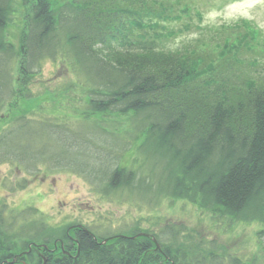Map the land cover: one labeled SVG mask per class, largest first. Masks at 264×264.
I'll return each instance as SVG.
<instances>
[{
	"label": "trees",
	"instance_id": "obj_1",
	"mask_svg": "<svg viewBox=\"0 0 264 264\" xmlns=\"http://www.w3.org/2000/svg\"><path fill=\"white\" fill-rule=\"evenodd\" d=\"M175 2L184 1L69 0L55 7L51 0H0V119L17 95L14 71L19 58L25 101L34 97L31 85L43 63L60 57L75 65L86 98L80 119L15 118L0 133V165L18 164L28 175L38 174L42 166L52 172L67 170L105 185L106 192L129 189L140 195L144 161L139 170L123 163L132 149L124 137L130 135L135 147L142 140L137 150L143 159L145 152L148 158L151 152L160 154L162 196L187 200L215 217L264 224V77L233 71L232 63L223 64L227 56L201 58L193 41L174 42L185 34L186 15L195 11L184 2L177 19L169 22L166 15L178 11ZM18 9L25 13L27 26L16 47L7 30ZM116 115L129 117V131L121 136L101 119ZM3 225L0 218V264L11 258L16 249L11 242L18 239ZM26 229L29 224L20 233ZM73 232L78 244L73 249L68 245V254L61 247L44 249L43 259L30 253L7 264L228 261L219 253L203 256L175 249L179 238L173 244L163 233L157 236V250L149 237L100 244L84 230ZM229 261L243 264L236 257Z\"/></svg>",
	"mask_w": 264,
	"mask_h": 264
},
{
	"label": "rangeland",
	"instance_id": "obj_2",
	"mask_svg": "<svg viewBox=\"0 0 264 264\" xmlns=\"http://www.w3.org/2000/svg\"><path fill=\"white\" fill-rule=\"evenodd\" d=\"M68 1L51 0L55 7ZM159 1L165 5L178 0ZM179 1L194 6L195 11L192 16L186 15L189 25L183 28L185 34L175 38L174 42L193 41V47L201 51V58L203 55L208 58L227 56L223 64L232 63L233 71L241 69L251 78L258 75L264 77V0ZM184 2H175L178 11L166 15L169 22L177 19L176 14L179 15V10L185 8ZM26 26L25 13L18 9L7 30L9 42L19 47ZM242 57L245 61L236 60ZM252 59L253 62L250 61ZM21 60L19 58L14 71L17 95L3 110L0 133L21 115L39 118L56 116L70 120L82 118L85 92L77 83L76 68L71 60L63 57L55 62L46 60L37 82L31 85L34 97L26 101V87L19 79ZM215 62L217 66L218 61ZM101 119L119 136L129 131L128 116H104ZM124 141L132 146L124 155V165L139 170V162L144 161V194L139 195L129 189L106 192L103 184H94L70 171L52 172L46 166H42L44 168L36 178L29 179L31 185L27 189H10L12 181L20 184L26 182L28 177L18 164L0 165V218L4 221L3 226L11 230L9 234L15 233L18 237L11 243L24 248L25 242L47 238L49 233L44 231L46 227H51L54 239L65 236L66 229L71 225H83L101 240L139 231L163 233V238H169L173 244L179 238L175 249L197 252L203 256L219 253L227 258V264L229 259L235 257L243 264H264V235L261 236L264 224L215 217L187 200L162 196L160 154L151 152L148 158L145 152L143 159L137 150L142 140L136 147L130 135L125 136ZM12 142L10 140L8 143L9 149ZM7 176L12 180L8 181ZM6 185L9 191H6ZM27 224L30 229H26V234L22 235L20 231Z\"/></svg>",
	"mask_w": 264,
	"mask_h": 264
},
{
	"label": "flooded vegetation",
	"instance_id": "obj_3",
	"mask_svg": "<svg viewBox=\"0 0 264 264\" xmlns=\"http://www.w3.org/2000/svg\"><path fill=\"white\" fill-rule=\"evenodd\" d=\"M36 180L37 179H34V181H36ZM47 225H49V224H47ZM45 232L49 233L47 238H41V239L38 240V242L32 241L31 244H29L27 246V248H19V247L16 246V249L10 253V257L11 258L10 259L9 258L3 259V261H2L3 263H1V264L11 263V261H13V260H17L18 261L19 260L18 257H20L22 253L25 254L24 257H27L28 254H30V253H35L36 257H38V258L42 257V259H43L44 255H43L42 251L40 250V247H38L36 245L38 243H40V245H42V244H50V242L54 241V245L53 246H55V249H58L61 246H63L64 248H67L68 245L70 246V248L73 249L74 244H76V242H75V241H77L76 235L68 236V233L66 232L65 237L64 236H60V237H55L53 239V235H52V232H51V227H46L45 228ZM51 238H52V240H50ZM97 240H98V242H100L98 238H97ZM30 246H32L31 250H30ZM46 261H44V264H46ZM23 264H26V261H23Z\"/></svg>",
	"mask_w": 264,
	"mask_h": 264
},
{
	"label": "bare ground",
	"instance_id": "obj_4",
	"mask_svg": "<svg viewBox=\"0 0 264 264\" xmlns=\"http://www.w3.org/2000/svg\"><path fill=\"white\" fill-rule=\"evenodd\" d=\"M134 234H130L128 236H116L112 241L111 243L112 244H115L117 242V240H128L130 238H136L137 236H140V235H136V236H133ZM141 235H147L149 238H151V240L154 242V244L158 243V239H157V236L159 234H152V233H149V232H144L143 234Z\"/></svg>",
	"mask_w": 264,
	"mask_h": 264
}]
</instances>
